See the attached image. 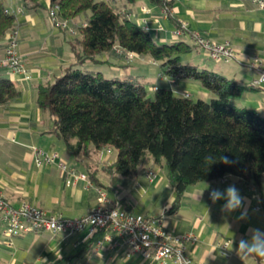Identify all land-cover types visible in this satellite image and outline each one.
Masks as SVG:
<instances>
[{
    "label": "crops",
    "instance_id": "crops-1",
    "mask_svg": "<svg viewBox=\"0 0 264 264\" xmlns=\"http://www.w3.org/2000/svg\"><path fill=\"white\" fill-rule=\"evenodd\" d=\"M15 1L11 0L12 5H6L13 13ZM38 7L50 10V1L41 0ZM38 7H31L30 3L24 0V5L20 3L17 9L21 12L20 15L22 14L17 24L19 51L24 55L25 65L30 70L31 77L25 78L23 74L11 68L0 69V74L9 77L22 92L18 99L6 106L0 105V194L14 205L29 201L41 205L50 213L82 216L98 205L96 191L98 182L102 184L99 187H106V191L109 189L115 191V197L107 193V205L118 203L136 213L152 216L164 213V225L174 234L195 233L199 240L196 244L189 245V251L196 261L204 264H264V259L261 258L243 261L236 253L239 239L248 238L250 228H259L264 232V187L257 188L234 175L200 181L189 185L179 207L171 210L175 202V190L166 175L157 173L156 167H153L156 172L153 178L147 175L150 166L141 172L147 177L150 186L143 184L139 172L134 174L136 175L134 187L142 185L146 192L152 188L153 198L159 199L156 202L149 200L147 203H141L136 198V194L141 196L143 195L141 192H145L140 190L141 187L135 188L138 191L136 192L133 187L124 185L125 181H121L120 177L114 181L111 179L107 181L103 175L104 172L112 175L106 166L112 163L114 158L110 161L108 157L102 158L100 150L93 152L90 162L76 160L65 153L59 138L52 132L53 117L37 106L36 94L39 84L61 75L62 70L75 60L70 42L74 34L69 35L66 28L56 24L47 25L38 16L36 11ZM122 7L130 12L131 18L150 29L154 38L161 43L179 39L195 43L193 31L200 32L217 43L229 41L240 52V58L224 60V63L214 62L213 70L247 84L250 88L243 96L235 98L234 102L239 106L257 109L264 114V88L253 84L260 76V71L248 66V61L257 57L262 60L264 67L263 9H258L249 0H175L172 6L173 18H162L156 22L155 17L160 13L159 8L149 0H135L132 5ZM144 7L147 11L143 10ZM182 24H186L188 29L176 37L174 31ZM24 25L26 27L23 28ZM159 25L164 29L160 30ZM4 48L3 38L0 41V57L4 54ZM198 48L199 53H195L194 49L189 55L192 56L190 62L207 66L205 58L209 57L205 50ZM115 55L125 58L118 52H115ZM135 57L143 61L148 59L157 65L150 58L139 55ZM99 63L94 68L100 69ZM116 65L120 66L115 67L121 71L127 69L122 60L120 63L116 62ZM141 66L142 64H137V69ZM126 74L142 77L139 73ZM158 79L163 82L168 79L161 73V69ZM175 84L180 94L192 95L199 92L206 94L201 84L194 80H180ZM152 85L161 86L158 81ZM34 145L47 151H57L69 166L87 175L92 172L96 179L88 175L89 180L77 179L71 185H67L66 175L57 164L44 163L42 166L36 164L35 154L31 148ZM100 163L102 168L99 167ZM101 169L103 173L100 172ZM229 185H234L241 197L246 198L244 203L247 218L244 220L236 219L240 216V210L232 212L222 210L226 203L224 199L215 202L211 199L213 190L223 192ZM101 236V232L90 238H86L85 233L65 236L54 235L49 231L31 232L15 236L11 245H5L15 246L18 250L23 248L26 253L23 262L27 264L152 263L139 253L129 257L123 256L124 247L98 246L96 241ZM1 238L0 231V244ZM26 239L29 241L25 243ZM226 240L230 241L229 244L222 247ZM160 263L173 264L170 261Z\"/></svg>",
    "mask_w": 264,
    "mask_h": 264
},
{
    "label": "trees",
    "instance_id": "trees-1",
    "mask_svg": "<svg viewBox=\"0 0 264 264\" xmlns=\"http://www.w3.org/2000/svg\"><path fill=\"white\" fill-rule=\"evenodd\" d=\"M25 1L36 8L41 0ZM49 1L51 6H59L61 20L91 12L77 27L80 38L70 40L75 60L54 81L37 88V106L53 117L52 132L65 153L83 161L92 158L94 151L111 148L115 157L106 169L112 181L137 173L142 164L149 162L150 167H156L165 159L166 177L175 190L171 210L179 207L188 186L200 181L234 175L257 188L264 187V114L234 102L250 88L247 84L196 63H184L181 55L199 47L196 42L179 39L161 43L115 3ZM125 1L130 4L135 0ZM149 1L161 13L175 0ZM6 10L4 0H0V41L17 27L15 14ZM118 50L152 59L171 83L199 82L213 94L212 99L176 93L168 85H152L151 94L148 84L138 76L108 78L94 68L100 54ZM21 93L9 77L0 74V105L6 106ZM209 156L214 163H206ZM221 156L233 163L220 162ZM88 175L96 179L92 172ZM100 185L97 182V187Z\"/></svg>",
    "mask_w": 264,
    "mask_h": 264
},
{
    "label": "built area",
    "instance_id": "built-area-1",
    "mask_svg": "<svg viewBox=\"0 0 264 264\" xmlns=\"http://www.w3.org/2000/svg\"><path fill=\"white\" fill-rule=\"evenodd\" d=\"M249 1L258 9L264 10V0ZM58 10L59 6L54 5L50 7L49 12L54 24L62 26L58 18ZM171 10L172 8L169 6L162 8L161 13L155 17L156 22L162 18H168ZM6 11L11 13L8 9ZM158 28L164 29L162 25H159ZM186 29H188L187 25L182 24L180 28L174 31V35L178 37ZM193 38L199 47L206 51L210 59L231 60L240 58V52L229 41L217 43L197 31L193 33ZM4 42L5 48L3 56L0 57V69L11 68L23 74L25 78H30L31 72L25 65L24 55L19 51L18 29L13 28L8 31L5 34ZM248 66L260 71V76L253 84L264 88L262 60L257 57L254 60L250 59ZM183 94L189 95L188 93ZM31 148L35 154L36 164L38 166H42L44 163L57 164L66 175L67 185H71L77 179L89 180L86 173L69 166L57 151H47L35 145ZM107 152H112L111 148H107ZM147 175L153 178L156 176V172L147 170ZM96 191L98 205L82 216L53 214L47 212L40 205L28 201L14 205L0 194L1 243L11 245L15 236L31 232L49 231L54 235L63 234L65 236L85 233L86 238L101 232L102 236L97 239V245H108L111 248L124 247L122 255L125 257L139 253L152 263L170 261L173 264H204L194 260L189 251V245L196 244L199 240L195 233L174 234L164 225V213L159 216H152L136 213L118 203L107 205V191L102 187H97ZM229 242L226 240L222 247H226Z\"/></svg>",
    "mask_w": 264,
    "mask_h": 264
},
{
    "label": "rangeland",
    "instance_id": "rangeland-1",
    "mask_svg": "<svg viewBox=\"0 0 264 264\" xmlns=\"http://www.w3.org/2000/svg\"><path fill=\"white\" fill-rule=\"evenodd\" d=\"M105 1H107L109 3H113V4L115 3L116 7H120V8H123L122 5H127V6L132 5V3L131 4L126 3L125 0H117L116 2H114V0H105ZM4 2H5L6 5H9V4L12 3L11 0H4ZM20 3L22 5H24V0H16L15 1V5H14L15 8L13 9L14 14L16 16V22H17V24L19 22V19L22 18V16H21L22 14L20 15L21 12H19L17 10L18 7H19V5H20ZM27 3H29V2L27 1ZM146 9L147 8H145V7L143 8L144 11ZM36 11L38 13V16L41 17V19H43V21L47 25L48 24L50 26L54 25V21H53V19L50 16V12H49L50 10H49V8L46 9L44 7H41V8L38 7ZM90 13H91L90 10H87L86 12H83L78 17H76V19L70 20V21L59 19L60 22H61L62 27L67 29L68 34L69 35L70 34H74L73 37H72V39L74 41L78 40L77 38H80V33H79V30H78L77 27H79L80 24L84 23V21L88 18V16L90 15ZM172 14H173V12L171 10V14L170 15H172ZM24 27H26V26L24 25L23 28ZM22 31H23V29H22ZM194 32L195 31H193L192 33H194ZM4 38H5V35H4ZM197 50L199 51V48L198 47L195 49L194 52L197 53L198 52ZM116 52H118L119 54H122L120 52V50H118ZM190 54H191V52L184 53V54L181 55L182 61L184 63H190V61L192 60V56H189ZM123 55L125 56V58L123 57V59L121 57L115 55V53H113V52H104V53H102V54L99 55V58L102 60V62L99 63V68L101 69V71H102V73H103V75L105 77H108V78H115V77L126 78V77L129 76L126 73H130V75L131 74L132 75H136V73H139L142 76V77L139 78L140 81L143 82V83H145V84H148L149 89L152 90L150 92L151 94H153V89H152L151 85L153 83H155L156 81H158V83L161 86H167L168 85V86H171L174 90L177 89L176 84L171 83L169 79H167V81H164V82L161 81L160 79H158L160 77V66L158 64L157 65L156 64L154 65L153 62L152 61H148V59H146L145 61L140 60L138 57H135L137 54H134V53H125ZM120 60L123 61L124 67L127 68L124 71L123 70L121 71V70H119V68H116V67H120V66H117L116 65V62L117 63H120ZM205 61H206L205 63L207 64V66H202L201 65L200 66L201 68L202 67H205V68L213 69L214 62L224 63V60L223 59H221V60H215V59L205 58ZM210 61H212V62H210ZM137 64H142V66H141L140 69H137ZM64 72H65V69L62 70V73H64ZM54 79L55 78H52L51 81H54ZM203 90L206 92L205 95H203L201 92H199V93H193L192 96L195 99L201 98V99H204L206 101H210L212 99V97H213V94L208 89H206L204 87H203ZM176 93H178L177 90H176ZM101 151H102V153H101L100 156H102V158L108 157L109 158V161H110L112 158L115 157V152L114 151L113 152H110V153H107V148H106V150L104 149V150H101ZM91 157H93V155ZM89 160L91 161L92 158H87L86 161H89ZM149 165H150L149 162L140 165L139 171H138L139 172V176H140L143 184L146 185V186L149 185L148 179H147V177L145 175H142L141 172L143 170L142 168H146ZM99 167L102 168V163H100V166ZM149 168H150L149 170H153L155 172V170H154L153 167H149ZM156 171L160 175H164V176L166 175V173H167V165L165 163V159L162 160V164L161 165H157L156 166ZM100 172L103 173L102 172V169L100 170ZM103 175L105 176V178L107 179V181H110L112 175H109L108 172H104ZM117 175L119 176V174H117ZM135 176L136 175H134V174L120 175V178L122 179L121 181H125L124 182V185H127V186L129 185L130 187H133L136 192H138V191L135 188H139V187L142 188V189L139 188L141 191H145V189L142 187V185H139V187L138 186L137 187H134L133 182H136V177ZM104 189H106L105 186H104ZM107 193H109V195L112 196V197H115V195H116L115 194V191L113 189H109L107 191ZM141 193L143 194L141 196H139L138 194H136V198L139 199V202H141V203H147V202H149V200H151V201L154 200L155 202L156 201H159L158 198H153V196H152V194H153L152 188L149 191H147V192L145 191V192H141ZM27 238H29V236H27ZM28 241H29V239H26L25 243L28 242ZM26 252H27V250H26ZM25 254L26 253H24L23 248H21V249L19 248V250H18L15 246H11L10 247V246H6L4 243H1L0 244V264H11V263L12 264H27V263L23 262V259H24ZM93 263L94 262H91V264H93ZM117 264H120V263H117ZM156 264H161V263L160 262H157Z\"/></svg>",
    "mask_w": 264,
    "mask_h": 264
},
{
    "label": "clouds",
    "instance_id": "clouds-1",
    "mask_svg": "<svg viewBox=\"0 0 264 264\" xmlns=\"http://www.w3.org/2000/svg\"><path fill=\"white\" fill-rule=\"evenodd\" d=\"M214 162L211 156L206 157L207 164ZM220 162L226 165L233 163L227 156H221ZM208 187H210V185ZM211 199L213 202L224 199L226 203L223 205L222 210L229 212L240 210V216L236 218L237 220H244L247 218V208L244 203L246 198L241 197L234 185H229L223 192L213 190L211 192ZM248 231L250 234L248 238L242 237L239 239L238 246L236 247L237 255L243 261H247L249 258L253 260H256V258L264 259V232L259 228H250Z\"/></svg>",
    "mask_w": 264,
    "mask_h": 264
}]
</instances>
